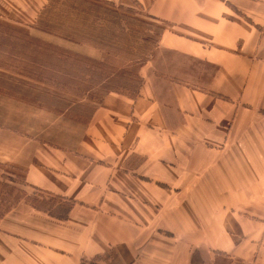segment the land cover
I'll list each match as a JSON object with an SVG mask.
<instances>
[{
    "label": "crops",
    "instance_id": "1",
    "mask_svg": "<svg viewBox=\"0 0 264 264\" xmlns=\"http://www.w3.org/2000/svg\"><path fill=\"white\" fill-rule=\"evenodd\" d=\"M99 1L163 23L157 47L190 63L148 60L73 149L37 147L25 184L65 216L17 201L0 264H264V0ZM46 2L0 0V19Z\"/></svg>",
    "mask_w": 264,
    "mask_h": 264
},
{
    "label": "rangeland",
    "instance_id": "2",
    "mask_svg": "<svg viewBox=\"0 0 264 264\" xmlns=\"http://www.w3.org/2000/svg\"><path fill=\"white\" fill-rule=\"evenodd\" d=\"M163 25L136 5L128 9L99 0H47L31 25L0 19V219L22 199L40 207L62 203L57 197L55 204L45 203L40 193L31 197L24 165L37 147L73 149L108 87L133 95L137 88L128 81L150 59L155 66L190 63L157 47ZM31 37L87 51L103 64L95 70L64 55L59 63L47 62L42 46L27 44Z\"/></svg>",
    "mask_w": 264,
    "mask_h": 264
},
{
    "label": "trees",
    "instance_id": "3",
    "mask_svg": "<svg viewBox=\"0 0 264 264\" xmlns=\"http://www.w3.org/2000/svg\"><path fill=\"white\" fill-rule=\"evenodd\" d=\"M29 40V43H33V44H38L39 46H42L43 47V51L47 52L49 55H47L46 57V61L47 62H57L59 63L60 60L58 58H60L62 55H64L65 57H67V60H84L85 62H89L90 63V68H94L95 70H98V66H102L103 62L98 59V58H94V57H90V56H87V55H84V54H81V53H77L75 51H72L70 49H67V48H64V47H60L59 45H54L52 43H49V42H43V40H40L38 38H35V37H31V38H27ZM57 56V58H56ZM73 65L78 68V63L75 62L73 63ZM140 67H141V64H139L138 66H136V68L134 69V73H133V77L132 79L133 80H129L128 81V84H135L137 90L135 91L134 94H137L139 92V88H140V85H141V77H140ZM136 82H135V80ZM125 88V87H123ZM41 91L42 92H46L47 89L46 88H41ZM111 92H116V93H122L118 90H116L115 88L113 87H108L105 92H103V94L101 95L102 97L105 96L106 94L108 93H111ZM52 94L55 93V92H51ZM133 94V95H134ZM55 95V94H54ZM101 97V98H102ZM96 108V106L92 109V111ZM91 111V113H92ZM90 113V115H91ZM90 117V116H89ZM37 207H40L39 205H36ZM50 207H54L55 211L54 212H50L52 213L53 215H55L57 218H62L64 217L65 215L62 213V209L65 208L64 207V204L62 203H58L57 206H50L48 205V209ZM61 209V210H59ZM56 211H59L61 212L60 213H57Z\"/></svg>",
    "mask_w": 264,
    "mask_h": 264
}]
</instances>
